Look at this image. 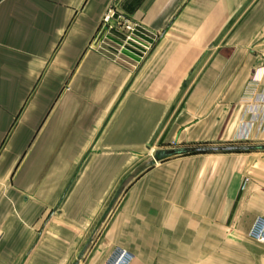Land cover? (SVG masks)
I'll use <instances>...</instances> for the list:
<instances>
[{
	"label": "crops",
	"instance_id": "1",
	"mask_svg": "<svg viewBox=\"0 0 264 264\" xmlns=\"http://www.w3.org/2000/svg\"><path fill=\"white\" fill-rule=\"evenodd\" d=\"M263 70L264 0H0V264H264V150L130 179L264 146Z\"/></svg>",
	"mask_w": 264,
	"mask_h": 264
},
{
	"label": "built area",
	"instance_id": "2",
	"mask_svg": "<svg viewBox=\"0 0 264 264\" xmlns=\"http://www.w3.org/2000/svg\"><path fill=\"white\" fill-rule=\"evenodd\" d=\"M112 19V15H106L103 18L104 21V28H106L105 30L103 29L104 33L105 31H107L110 26H109V21ZM123 29L124 31L128 32L129 34L138 31L140 28L138 25L136 24H131L129 22H124L123 23ZM97 44V42H96ZM105 51V49H103ZM109 51V50H108ZM113 58L114 60H118V58H120V52L117 51L115 54H113ZM264 71V70H263ZM263 74H261L262 76ZM260 76V77H261ZM258 76H257V72H255L251 83H258ZM253 99V100H252ZM253 101L252 103L256 104L257 106L253 105L248 109V113L251 115L252 117V121L253 122H258L259 126L264 129V96H254V98L251 97L250 101ZM249 101V100H248ZM249 238H251L252 240L260 243V244H264V218H257L253 224V226L251 227L249 233H248ZM132 260V256L131 254H129L126 251L123 250H119L116 249L114 250L106 259V263L105 264H130Z\"/></svg>",
	"mask_w": 264,
	"mask_h": 264
},
{
	"label": "water",
	"instance_id": "3",
	"mask_svg": "<svg viewBox=\"0 0 264 264\" xmlns=\"http://www.w3.org/2000/svg\"><path fill=\"white\" fill-rule=\"evenodd\" d=\"M106 28H104L105 30ZM264 150V146H201V147H188L170 150L157 151L154 154L153 160L155 163L163 162L165 160L189 156V155H202V154H217V153H242V152H256Z\"/></svg>",
	"mask_w": 264,
	"mask_h": 264
},
{
	"label": "rangeland",
	"instance_id": "4",
	"mask_svg": "<svg viewBox=\"0 0 264 264\" xmlns=\"http://www.w3.org/2000/svg\"><path fill=\"white\" fill-rule=\"evenodd\" d=\"M228 145H243V144H236V142L235 143H228ZM253 145H262V144H253ZM157 152V151H156ZM154 154H155V152H148V154H147V156H146V158L145 159H143V160H145V161H143V163H141V165L139 166V167H137V168H134V169H132V171H131V176H130V179H131V182L134 180V179H136V178H138V177H140V175H143V173H145L146 171H149L151 168H152V166H154V165H156V164H159V163H162V162H157V163H155L154 162V160H153V157H154ZM175 158H177V157H175ZM165 161H167V160H165ZM164 162V161H163ZM128 188V186H126V187H118V188H116V191H115V195L117 196L118 195V193H119V190L121 189V194L122 193H124L125 191H126V189ZM104 220L105 219H102V218H100V225L104 222ZM99 231L100 230H98V233L96 232V233H94L93 235H92V237H91V242H93L97 237H98V235H99ZM90 243V242H89ZM81 253V252H80ZM79 252L77 253V254H79L78 256V262L79 261H81L82 259H84V257L88 254V251H83L82 252V254H80ZM77 257V256H76ZM21 261V260H20ZM19 261V262H20ZM75 262V261H74ZM73 262V263H74ZM72 263V264H73ZM77 263V262H76Z\"/></svg>",
	"mask_w": 264,
	"mask_h": 264
}]
</instances>
